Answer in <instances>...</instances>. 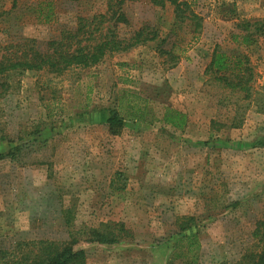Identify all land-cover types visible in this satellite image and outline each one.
Instances as JSON below:
<instances>
[{
    "label": "rangeland",
    "instance_id": "obj_1",
    "mask_svg": "<svg viewBox=\"0 0 264 264\" xmlns=\"http://www.w3.org/2000/svg\"><path fill=\"white\" fill-rule=\"evenodd\" d=\"M107 1L0 0V53L27 40L45 50L79 18L106 14ZM190 2L198 31L189 21L171 28L173 8L151 0L126 2L127 24L116 29L129 38L150 25L163 50L175 51L174 67L150 43L61 77L10 78L0 101V155L21 146L14 161H0V249L66 241L73 231L115 222L129 238L110 246L80 239L87 264H167L183 217L195 218L199 264H238L264 246V235L254 236L264 224V31L255 35L264 0ZM244 23L257 42L250 48L234 42ZM215 51L249 58L248 91L225 88L206 73ZM125 93L150 101L153 122H128L112 136L105 112ZM165 105L187 115L184 131L156 120Z\"/></svg>",
    "mask_w": 264,
    "mask_h": 264
},
{
    "label": "trees",
    "instance_id": "obj_2",
    "mask_svg": "<svg viewBox=\"0 0 264 264\" xmlns=\"http://www.w3.org/2000/svg\"><path fill=\"white\" fill-rule=\"evenodd\" d=\"M133 1L137 0H108L106 14L79 18L75 29L63 31L59 40L50 42L45 50L36 48L35 41L27 40L20 47L7 48L5 53H0V101L10 91V78L15 76L48 72L61 77L70 70L94 68L108 56L127 53L146 44L156 43L157 50L161 49L165 41L160 40L159 33L152 30L150 25L141 27L129 38H122L117 33L119 24H127L122 7L126 2ZM190 1L196 0H151V3L162 10L170 6L173 8L174 19L171 28L189 21L194 23L195 30L198 31L201 28V19L191 10ZM251 26L249 23L241 25L244 33L234 37L236 44L250 48L257 43L256 39L247 33ZM256 30L255 35L264 31V24L257 26ZM174 53V50L167 52L163 47L160 51L161 56H171L175 61L173 67L178 63ZM206 73L213 75L222 86L233 91H248V85L253 80V71L247 56L228 55L219 51L213 52ZM149 109L150 101L141 95L134 93L120 95L115 105L105 112L107 113L105 123L109 133L112 136L120 135L128 122L152 123L153 121L149 119ZM156 120L177 131H184L188 126L187 115L168 105L164 106L162 118ZM4 140L5 137L0 132V144ZM17 146L8 154L0 155V161L5 159L14 161L18 158L16 156L21 144ZM65 215L67 224L71 225L73 220L71 212ZM194 221V217L177 220L176 230L170 237L173 243L167 264H199L202 243L199 234L193 232ZM262 226L264 224H258L254 232L255 237L264 235L260 229ZM129 236L124 223H103L100 227L73 231L69 233V239L66 241L40 240L18 244L13 250L0 249V264H87L85 251L77 248L80 239L89 244L110 246L126 240ZM238 264H264V246L259 251L246 252Z\"/></svg>",
    "mask_w": 264,
    "mask_h": 264
}]
</instances>
